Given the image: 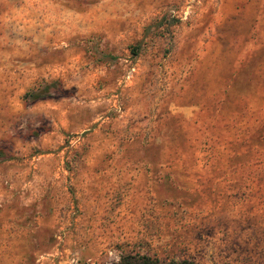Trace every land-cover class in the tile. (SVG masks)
I'll use <instances>...</instances> for the list:
<instances>
[{
	"label": "rangeland",
	"instance_id": "1",
	"mask_svg": "<svg viewBox=\"0 0 264 264\" xmlns=\"http://www.w3.org/2000/svg\"><path fill=\"white\" fill-rule=\"evenodd\" d=\"M264 264V0H0V264Z\"/></svg>",
	"mask_w": 264,
	"mask_h": 264
},
{
	"label": "trees",
	"instance_id": "2",
	"mask_svg": "<svg viewBox=\"0 0 264 264\" xmlns=\"http://www.w3.org/2000/svg\"><path fill=\"white\" fill-rule=\"evenodd\" d=\"M115 264H197L196 262L192 260H180V261H169V262H163L158 258H153L148 255H125L121 257L120 261Z\"/></svg>",
	"mask_w": 264,
	"mask_h": 264
}]
</instances>
